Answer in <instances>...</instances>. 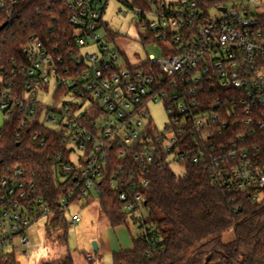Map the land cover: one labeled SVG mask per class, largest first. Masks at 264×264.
Wrapping results in <instances>:
<instances>
[{
	"label": "built area",
	"instance_id": "1",
	"mask_svg": "<svg viewBox=\"0 0 264 264\" xmlns=\"http://www.w3.org/2000/svg\"><path fill=\"white\" fill-rule=\"evenodd\" d=\"M107 1L66 0L73 31L55 43L31 35L0 71V131L16 123L18 139L53 151L61 218L111 185L129 222L146 233L155 228L145 195L153 168L189 160L206 168L214 186L261 199L264 0H157L147 11L134 9L143 40L162 55L124 66L102 34ZM18 3L0 0V19L10 21ZM93 43L96 51L82 52ZM52 89L54 103L46 104L41 98ZM153 102L167 110L163 130L153 122ZM56 213L34 170L0 175V254L31 251L30 226ZM86 258L93 262V253Z\"/></svg>",
	"mask_w": 264,
	"mask_h": 264
},
{
	"label": "trees",
	"instance_id": "2",
	"mask_svg": "<svg viewBox=\"0 0 264 264\" xmlns=\"http://www.w3.org/2000/svg\"><path fill=\"white\" fill-rule=\"evenodd\" d=\"M131 9L147 11L157 0H118ZM66 0H19L12 19H0V71L34 35L45 42H61L73 31L68 21ZM109 35L114 31L104 21ZM6 67V68H5ZM16 123L8 121L0 131V175L17 166L34 170L40 194L57 213L49 219L51 227H63L60 237L67 242L69 223L62 219L60 197L63 183L55 174L47 147L31 137H16ZM177 173L172 165L154 167L147 188V220L155 228L133 234V247L113 254V264H264V190L253 201L247 192L224 191L214 186L206 168L189 160ZM56 175V176H55ZM99 215L112 226L126 224L118 192L111 185L101 196ZM90 203V202H88ZM233 230L234 236L225 235ZM0 264H20L15 253L0 254ZM40 264H76L72 254L44 260Z\"/></svg>",
	"mask_w": 264,
	"mask_h": 264
},
{
	"label": "rangeland",
	"instance_id": "3",
	"mask_svg": "<svg viewBox=\"0 0 264 264\" xmlns=\"http://www.w3.org/2000/svg\"><path fill=\"white\" fill-rule=\"evenodd\" d=\"M211 11L214 12L215 10ZM102 18L108 23V27L114 31L113 36H111L106 29V25L102 28L105 41L119 53L120 65L124 66L129 61L132 65H137L147 60L149 55L155 57L162 55L161 48L155 46L153 41L143 40V26L140 24L142 18L135 10L118 0H108ZM97 49L98 46L95 43L81 47L83 53L96 51ZM53 91L52 89L50 93L41 98L46 104L54 103ZM150 111L153 122L160 130H163L168 121L167 110L163 103L153 102L150 105ZM3 122L4 113L0 111V124ZM172 168L177 173L184 171V168L177 163L172 164ZM95 197L96 199L92 202L82 206L73 205L67 211L65 215L69 223L67 242L64 241L63 237H60L65 232L63 227H57L56 229L51 227V234L47 233V225L50 226L47 215L35 220L28 230L34 248L27 253L16 251V260L20 264H40L44 260L56 259L69 253L86 260V251L89 247L94 246L93 243L96 240L93 236L95 231L98 232L101 224L109 221L106 217L99 215L100 201L99 197ZM73 213L80 215L81 220L79 222L72 221ZM115 227L121 228L132 235L139 232V229L132 222L129 226L122 224ZM233 236L234 233L231 230L225 235V239H231ZM8 250L12 252L13 248L9 247Z\"/></svg>",
	"mask_w": 264,
	"mask_h": 264
},
{
	"label": "crops",
	"instance_id": "4",
	"mask_svg": "<svg viewBox=\"0 0 264 264\" xmlns=\"http://www.w3.org/2000/svg\"><path fill=\"white\" fill-rule=\"evenodd\" d=\"M109 223V221L102 223L101 228H98V232L95 231L93 235L98 243L97 251L94 250V246L89 247L86 251V253L95 254L94 261H88L86 254L85 258L88 262L81 257L73 256L76 264H113V254L115 252L129 250L133 247V235Z\"/></svg>",
	"mask_w": 264,
	"mask_h": 264
},
{
	"label": "water",
	"instance_id": "5",
	"mask_svg": "<svg viewBox=\"0 0 264 264\" xmlns=\"http://www.w3.org/2000/svg\"><path fill=\"white\" fill-rule=\"evenodd\" d=\"M5 25H6V24H4V25H2V26L0 27V31L5 27ZM93 245H94V250L97 251V249H98V243H97V241H94Z\"/></svg>",
	"mask_w": 264,
	"mask_h": 264
}]
</instances>
